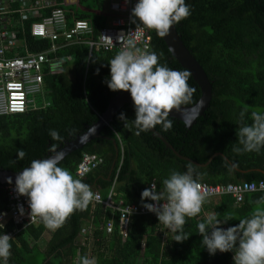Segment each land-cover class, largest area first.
I'll return each mask as SVG.
<instances>
[{
    "label": "trees",
    "instance_id": "1",
    "mask_svg": "<svg viewBox=\"0 0 264 264\" xmlns=\"http://www.w3.org/2000/svg\"><path fill=\"white\" fill-rule=\"evenodd\" d=\"M186 3L191 14L175 24L176 31L210 79L211 100L204 114L190 128L169 116L171 129L164 131L161 125L154 129L176 151L196 162L204 163L214 153H222L212 157L204 167L195 165L199 182H264V148L259 152L233 151L234 147H241L236 136L241 110L247 107L244 122L248 124L252 123L253 111L264 112V0H186ZM94 4L99 9V0ZM61 7L67 22H72L67 8ZM78 18L84 19L85 15ZM97 18L106 19L100 14ZM30 22V19L25 21V28H29ZM130 23L141 25L132 16ZM103 26L101 22L92 24L93 32L81 40L95 38L97 29ZM150 33L147 50L156 52L161 64L185 70L170 54L161 36L154 30ZM22 37L27 40L29 50H43L51 44L31 36L29 31ZM54 44L57 49L48 55L59 61L61 71L43 69L42 94L47 102L23 113L0 116L2 169H21L30 166L33 159L50 155L51 145L59 148L94 123L105 111L108 101L119 92L109 90L105 83L110 79L109 61L117 51L92 48L88 56L85 42ZM68 65H71V76L65 69ZM187 82L196 89L190 103L193 104L200 96V89L192 76ZM121 112L127 118V126L118 118ZM134 118L133 104H124L111 123L102 128L100 138L66 155L59 166L90 185L92 191L99 192L102 200L111 191V199L117 201L114 204L121 201L139 206L152 202L148 198L142 200L141 192L151 188V184L157 192H163V180L173 170L186 171L189 162L178 158L150 130L136 135ZM50 129L57 130L62 141L52 140L48 134ZM19 149L26 152L23 160L17 159ZM84 152L96 154L101 162L78 177L75 170ZM262 198L264 190L245 193L240 202H235L231 194L208 197L199 215L186 218L183 231L189 237L183 242L173 240L176 233L154 215H130L124 233L119 226V212L93 200L85 210L75 211L56 230L50 231L38 219L15 233L10 241L8 264H77L80 256L95 257L97 264H234L233 252L217 251L209 255L203 246L198 224L206 217L201 214L212 210L218 219L230 217L219 225L227 228L249 217L256 207H264V203H260ZM6 199L7 194L0 187V209ZM109 222L112 229L106 232L104 226ZM11 226L9 221L6 228L10 230ZM3 232L0 229V234ZM46 233H49L48 238ZM42 239L45 240L43 249L39 244ZM0 264H4L2 259Z\"/></svg>",
    "mask_w": 264,
    "mask_h": 264
},
{
    "label": "clouds",
    "instance_id": "2",
    "mask_svg": "<svg viewBox=\"0 0 264 264\" xmlns=\"http://www.w3.org/2000/svg\"><path fill=\"white\" fill-rule=\"evenodd\" d=\"M127 2V0H125ZM191 14L186 0H138L132 7L131 15L149 30L158 35L169 34L170 29ZM135 22V21H134ZM171 50V49H170ZM109 75L105 83L109 90L128 91L135 109L133 125L135 134L148 131L161 125L164 131L172 127L170 113L181 111L182 106L192 102L196 89L188 84L190 70H174L160 63V57L154 51L141 49L136 41L128 39L124 46L109 61ZM99 69H97V73ZM247 107L240 112V126L236 133L241 147L233 151L259 152L264 148V112L253 111L252 123L244 122ZM126 125L123 112L118 117ZM52 140L62 141L55 129L49 130ZM50 146L52 155L43 159H33L30 166L23 168L15 177V192L28 198L30 217L38 218L47 228L56 230L62 227L77 210H85L95 199L96 194L90 185L76 178L67 168L59 166L62 154ZM26 152L17 151V159L23 160ZM199 173L190 161L186 171L173 170L163 180L164 191L157 192L152 185L141 192V199H150L153 203H144L143 207L156 214L166 228L176 233L173 240L183 242L189 234L184 233L186 218L199 215L208 198L198 180ZM12 183V178H7ZM260 203H264V198ZM18 210L23 215L22 205ZM129 208L128 215L131 214ZM231 219H218L216 213L209 214L198 224L202 244L209 255L217 251L233 252L234 264H264V207H256L249 217L227 228L220 227ZM5 227L0 222V229ZM12 237L0 234V259L8 264L11 256ZM77 264H97L95 257L80 256Z\"/></svg>",
    "mask_w": 264,
    "mask_h": 264
},
{
    "label": "built area",
    "instance_id": "3",
    "mask_svg": "<svg viewBox=\"0 0 264 264\" xmlns=\"http://www.w3.org/2000/svg\"><path fill=\"white\" fill-rule=\"evenodd\" d=\"M138 0H110L109 9L115 14L111 24L97 29L95 38L82 41L84 35L93 32L92 26L86 19L75 18L68 23L65 12L56 0H0V116L6 114L23 113L27 109H35L34 96L42 93L43 69L48 67L52 72L61 71L59 61L48 54L57 49L54 42L74 44L85 42L88 46V56L92 48H101L105 51H119L128 39H133L141 49H148L151 42L150 30L142 25L130 23L131 9ZM30 19L27 31L35 38L48 40L51 44L43 50H29L22 37L25 32V21ZM109 67V64H108ZM31 103V106H28ZM101 158L94 153H82L77 163L75 174L84 176L96 167ZM208 197L221 194H231L235 202H240L245 193L264 190V182L243 181L241 183L208 184L199 182ZM151 184L150 187H152ZM1 188L6 192L5 206L0 209V222L5 227L2 234L11 237L38 218L31 219L28 198L18 196L15 184H4ZM94 192V191H93ZM94 201L103 202L119 212V226L125 233L130 215L155 213L146 210L143 205L114 204L110 191L105 200L99 192H94ZM150 203H153L150 202ZM18 205H22L23 215L19 213ZM129 208L132 210L128 215ZM157 217V216H156ZM11 221V229L6 224ZM112 223L104 226L110 232Z\"/></svg>",
    "mask_w": 264,
    "mask_h": 264
},
{
    "label": "water",
    "instance_id": "4",
    "mask_svg": "<svg viewBox=\"0 0 264 264\" xmlns=\"http://www.w3.org/2000/svg\"><path fill=\"white\" fill-rule=\"evenodd\" d=\"M161 38L165 42L170 54L180 64V66L187 70H190L193 80L197 83L200 89V96L195 103L182 106L181 111L173 110L170 113V117L180 120L186 125V127L190 128L191 125L195 123L196 119L204 114V111L207 109L210 103L212 89L211 81L200 63L196 60V58L181 40L176 31L175 25L170 29L169 34L161 36ZM124 104H133L130 93L128 91H119L108 101L105 111L94 123H92L82 132L78 133L74 138L65 141L63 145L56 149L59 153L62 154V159L66 155L82 149L83 146H85L92 140L100 138L102 128L111 123L115 113ZM150 131L154 133L178 158L186 160L188 162L191 161L196 166L204 167L211 161L212 157L216 155H222V153L216 152L211 155L206 162L199 163L189 157L183 156L178 151H176L174 147L154 128L150 129ZM52 154L53 153L51 152L50 155ZM232 167L234 168L233 165ZM22 170L23 168L17 170L0 168V184H10L7 182L8 177L12 178L11 184H15V177Z\"/></svg>",
    "mask_w": 264,
    "mask_h": 264
},
{
    "label": "crops",
    "instance_id": "5",
    "mask_svg": "<svg viewBox=\"0 0 264 264\" xmlns=\"http://www.w3.org/2000/svg\"><path fill=\"white\" fill-rule=\"evenodd\" d=\"M60 5L62 6H65L70 14V17H68L69 20H74L75 18H78L80 15H85V18L89 24L92 26V24L94 23H102L104 26H108L111 24V19H107L106 16H113V12L109 9V0H107V7H103L102 3H103V0H99L100 2V7L98 9V7L96 6V4H93L92 6L89 5V3H87L86 5H83L81 8H80V5L82 3V1H88V0H56ZM95 1V0H93ZM78 5L79 4V8L78 9L77 7L75 6H72V5ZM91 6V7H90ZM100 14V15H104L105 16V20H100L97 18V15ZM88 15V17H87ZM70 23V22H68ZM25 25V23H24ZM100 25V24H98ZM97 25V26H98ZM27 33V28H26V32ZM26 44V42H25ZM27 45V44H26ZM40 95H43L42 93ZM44 97V96H43ZM34 98V97H33ZM45 104V103H44ZM28 106H31V103H29ZM36 106V105H35ZM37 108V106H36ZM4 185V184H0V187ZM115 203L117 201H114ZM213 211L210 210V211H206L205 212H202L201 215L207 217L209 214H212ZM51 231V229H50Z\"/></svg>",
    "mask_w": 264,
    "mask_h": 264
},
{
    "label": "rangeland",
    "instance_id": "6",
    "mask_svg": "<svg viewBox=\"0 0 264 264\" xmlns=\"http://www.w3.org/2000/svg\"><path fill=\"white\" fill-rule=\"evenodd\" d=\"M87 3H89V5H93L94 4V1L93 0H88V1H82V3H81V5H80V8L83 6V5H86ZM107 0H103V3H102V5H103V7H107ZM72 6H75V7H77L78 9H80L79 8V4L77 5H72ZM90 6V7H91ZM65 69H66V71L68 72V74H69V76H71L72 74H71V71H70V69H71V65H68V66H66L65 67ZM45 102H47V100L43 97V95H36V96H34V104L37 106V107H39V106H43V104L45 103ZM46 232V231H45ZM44 232V233H45ZM48 234L49 233H46L45 234V237L46 238H48ZM45 239V238H44ZM44 241L45 240H40L39 241V244H40V246H41V248L43 249L44 247H45V244H44Z\"/></svg>",
    "mask_w": 264,
    "mask_h": 264
}]
</instances>
